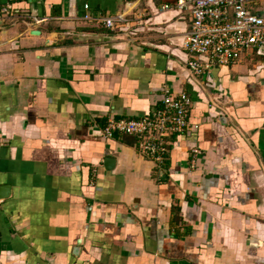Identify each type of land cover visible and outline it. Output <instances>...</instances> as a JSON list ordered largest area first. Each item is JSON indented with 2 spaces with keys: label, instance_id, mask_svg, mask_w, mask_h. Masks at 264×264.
<instances>
[{
  "label": "crops",
  "instance_id": "1",
  "mask_svg": "<svg viewBox=\"0 0 264 264\" xmlns=\"http://www.w3.org/2000/svg\"><path fill=\"white\" fill-rule=\"evenodd\" d=\"M176 1L0 0V264H264V50L195 77ZM165 86L199 127L159 166L103 129Z\"/></svg>",
  "mask_w": 264,
  "mask_h": 264
},
{
  "label": "built area",
  "instance_id": "2",
  "mask_svg": "<svg viewBox=\"0 0 264 264\" xmlns=\"http://www.w3.org/2000/svg\"><path fill=\"white\" fill-rule=\"evenodd\" d=\"M264 0H177L164 4L162 10L176 9L190 16L184 48L190 55L188 66L195 77H207L214 64L235 66L252 53L264 50ZM82 19L116 29L128 23L126 14L94 17L85 4ZM14 18L10 4H0V21ZM34 23L41 19L34 17ZM30 22V21H28ZM193 100L187 91L163 89L161 106L138 119H110L103 129L105 137L115 133L133 135L138 139L139 152L162 166L172 144V136H189L199 125L189 120ZM190 167L196 168L199 147L192 141Z\"/></svg>",
  "mask_w": 264,
  "mask_h": 264
},
{
  "label": "water",
  "instance_id": "3",
  "mask_svg": "<svg viewBox=\"0 0 264 264\" xmlns=\"http://www.w3.org/2000/svg\"><path fill=\"white\" fill-rule=\"evenodd\" d=\"M4 23V21H0V29H1V25ZM25 24L29 27V28H34L35 24H32L31 22L26 21ZM38 33L40 32L39 30H36ZM36 32V33H37ZM107 166H110L113 163V160L111 158L106 159L105 161Z\"/></svg>",
  "mask_w": 264,
  "mask_h": 264
}]
</instances>
